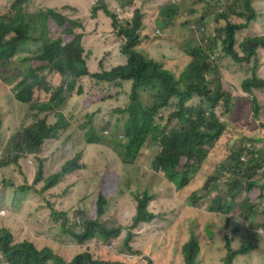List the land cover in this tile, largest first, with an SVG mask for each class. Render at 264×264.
Segmentation results:
<instances>
[{"label":"trees","instance_id":"trees-1","mask_svg":"<svg viewBox=\"0 0 264 264\" xmlns=\"http://www.w3.org/2000/svg\"><path fill=\"white\" fill-rule=\"evenodd\" d=\"M25 2L14 0L11 11L0 17V66H10L18 53L24 56L15 76L14 98L27 104L35 121L5 146L0 167L19 166L21 159L38 154L44 141L56 137L59 132L70 133L67 140L71 142L77 141V134H81L86 151L95 147L105 150L110 146L124 165L141 160L145 146H149L154 149L145 155V159L150 160L152 169L164 178L160 193L166 195L165 189L172 188L181 194L179 191L191 183L201 187L202 191L206 190L205 195L209 191L216 192L208 211L221 214L226 229L208 243L203 242L202 234L206 232L212 238L209 228L206 231L190 229L187 234L175 233L180 226L178 220L168 225L162 211L153 213L148 210L155 196V193L151 195L153 184L145 187L142 193L133 194L135 213L127 227L109 226L107 220L101 219L112 196L102 191L108 185L104 180L108 174L103 171L93 194L95 219L72 221L68 211L51 208V221L60 222L58 240L50 245L45 236L40 246L37 241L44 227L39 228L36 221L18 233L5 230L10 245L2 243L0 235L2 259L8 264H125L111 261V258L104 261L94 256V252L102 254L123 230L126 231L123 246L131 252L133 231L156 219L161 223V233L155 244L167 242L177 263L178 256L181 264H196L198 255L208 254L210 258L223 259V264H232L237 256L264 253V226L259 228L255 224L258 215H264L261 158L254 157L256 153L252 152L246 163L241 164L240 175L243 172L249 176L256 171L260 173L258 180L244 185L236 178L222 177L227 168L225 171L203 169V163L213 154L214 145L226 131L223 115L235 108L232 103L235 92H226L227 84L224 87L220 75L216 77L219 74L215 63L218 56L213 50L220 44L223 55L232 62L247 66L251 62L257 69L264 37L251 33L244 39H235L236 31L228 23L223 27V36L218 28L200 30L205 9L196 4L188 7L186 0L168 2L161 7L157 0H139L138 6L136 0H99L89 5L90 9L93 14L101 10L105 17L91 15L92 27L70 17L69 20L64 18V14L58 11L62 6L58 1L47 0L49 8L44 7L35 13L23 10ZM82 2L79 0L78 9ZM235 4L233 14L245 21V24L238 25L239 28L256 21L258 11L249 0H235ZM78 9L72 10L69 6L72 12ZM209 14L217 18L216 14ZM107 19L118 41L112 47H100L105 38ZM147 19L153 25L142 38ZM156 31L162 50L172 54L184 52L179 36H185L186 54L190 60L183 61L181 69L173 75L162 63L151 59ZM85 32L95 37L98 43L89 41ZM63 35L71 39L64 43ZM6 36L10 44L2 45ZM207 42L210 45L205 47ZM38 49L39 52L32 55ZM35 61L42 65H34ZM173 62L177 63L178 59ZM250 72L251 77L240 84L245 95L237 100L246 103L256 119L261 107L256 98L247 96L262 89L264 82L255 79L252 67ZM211 73L215 75L208 80ZM103 88L106 93L100 98L99 90ZM147 92L149 99L160 102L156 108L152 104L147 106ZM70 97L84 112L85 122L79 126L72 125L70 119L65 118ZM158 115L160 125L155 121ZM260 130L264 131V123ZM104 131L119 134L111 137L104 135ZM149 138L156 143L155 146L147 144ZM261 139H264L263 132ZM82 154V151L75 153L58 172L46 179H43L41 160L32 183L25 189L30 190L41 181H44V189L56 186L64 176L83 169ZM195 198L196 194L189 197L191 200ZM219 241H222V247L217 249L215 245ZM142 260L145 264H152L150 259Z\"/></svg>","mask_w":264,"mask_h":264},{"label":"rangeland","instance_id":"rangeland-1","mask_svg":"<svg viewBox=\"0 0 264 264\" xmlns=\"http://www.w3.org/2000/svg\"><path fill=\"white\" fill-rule=\"evenodd\" d=\"M7 2L8 0H4ZM43 5H47V0H38ZM52 2H57L60 11H64L68 14H72L73 18L80 22L81 24H87L88 27H92V21L90 20L91 15L105 17L103 12L99 10L96 14L90 9L89 5H94L99 0H83L81 3V8L77 3V0L71 1L67 0H50ZM162 0H157L158 5H160ZM179 0H175L177 2ZM254 8L257 9V26L251 28L248 34H259L264 37V0H249ZM105 3V2H104ZM71 4V9L76 10L72 12L69 10V5ZM186 4L190 7L192 4H196L198 8L205 9L203 16L206 17V22L201 26L200 30H211L218 28L219 30L223 27L224 22L215 21L209 13L216 14L217 19L221 17V14L227 16L233 21H238V23H243L239 21L237 17H232L231 14L234 12L235 0H186ZM136 5L139 4V0H136ZM68 16V15H66ZM110 22L107 19V23L104 24L105 28V38L100 44V47H112L118 41L113 33ZM220 33V32H219ZM183 34L184 30H183ZM222 35V33H220ZM243 34L242 36H244ZM85 37L89 39L93 44L98 43V40L91 34H84ZM239 36V35H238ZM157 38V34L153 36ZM71 37L63 35V42L66 43ZM180 45L185 50L188 51L185 36L181 37ZM239 39V38H238ZM210 43H205V47L209 46ZM33 50V48H31ZM238 51V50H237ZM39 52V49L32 53L35 55ZM180 56V62H169V67L174 72H178L181 69V63L183 60H190V57L182 52ZM213 54L218 56L215 61L216 68L219 74L216 77L221 78L222 85L225 87L226 92L231 94V90L235 92V96H232V103H235V108L233 111L227 115H223V119L226 121V131L223 133L220 140L214 145L215 150L212 151L213 154L209 155L207 160L203 163V169H223L230 167V164L226 163V159L230 156L232 151H236L242 147L243 144L250 142L251 147L257 149L256 153L262 160V165L264 166V140L258 148V140L262 137V123L264 121V107L260 112V115L255 120L250 107L246 105L242 100H237L245 95L241 91V82L251 77V72L249 73L250 67L253 68V74H255V79L257 81H264V48H260V60L257 63L258 68L252 66L249 62L248 66L238 65L232 62L229 58L223 55L221 45L218 44L214 50ZM187 57V58H186ZM262 59V60H261ZM18 64V60L15 59L12 65L6 70L2 71L1 74L6 83L10 82V78L15 74V69ZM34 65H42V63L35 61ZM215 74L211 73V77ZM106 93V89H100V98ZM249 98H264V88L259 91H253ZM98 98V99H100ZM195 99V98H194ZM149 100V101H148ZM236 101V102H235ZM262 101V100H261ZM146 102L149 103V92H147ZM263 103V102H262ZM107 105V102H105ZM2 105V103H0ZM13 103L4 104L2 113H7L9 110L13 109ZM164 111H162L163 113ZM1 114V111H0ZM28 110L22 113V117H28ZM84 112L80 111L77 104L69 106L66 111L65 118L72 119V123L75 126H79L85 121L83 120ZM156 122L160 125L159 115L156 117ZM33 123V122H31ZM31 123H25L20 121V125L14 122H7L1 119V129H0V158L4 151V145L9 141V139L16 134L22 128L30 125ZM83 134V133H82ZM113 134V135H111ZM119 133H111L110 131H104V135L118 136ZM66 132L58 133L56 137L45 140L41 150L36 155H27L25 158L21 159L19 166L10 165L7 167H0V210L5 208L10 210L14 214L19 216L14 221L15 233L19 231H24L25 228L33 222H38L39 228H43V233L39 240V245L42 246L43 238L46 236L50 242V245L55 243L59 238V226L60 222H52L50 218V209L55 211H68L69 220L78 221L81 218H91L95 219V205L93 201V194L98 186L100 175L103 171H106L108 176L105 177V182H107V188H102V191H106L109 195H112L104 209V214L102 215V220H107L108 225L112 224L120 225L122 227H127L130 223L131 217L135 213L136 202L133 199V194H139L143 192V189L150 184L154 185V190L151 193H155L153 200L150 202L148 210L153 213L162 211L164 216L167 217V224L172 225V223L178 220L177 231L187 234L190 229L198 231H206V228L210 229L213 235V240L217 238L218 235L225 232V224L221 214L207 213L206 209L211 204V200L217 195L216 192L209 191L207 196H204L198 209L189 210L187 209L185 196L181 197L178 202L176 198L178 193L174 189H165L168 193H160V188L163 184V177L152 169V162L145 159V155L153 150L154 148L145 146L144 157L141 160H136L137 162L132 165L122 164L120 158L116 155L112 149L107 146L105 150L95 147L90 151H86L83 142L81 141V134L78 135V140L71 142L67 140ZM152 146L156 143L148 139ZM146 144V145H147ZM82 151V161L84 163L83 169L74 171L66 176H64L61 181L49 190L44 189V181L37 183L32 189L26 190L35 176L37 168L43 160V179H46L54 172H58L60 166L68 159L72 158L75 153ZM245 158H250V154H247ZM225 171V170H224ZM260 173L258 171L254 172L251 176L248 173L243 172L236 178L237 182H241L244 185L246 182H253L259 179ZM225 179H232L231 175L225 171L222 176ZM194 184H190L179 193L187 194L190 188ZM198 187V186H196ZM202 192H199L200 195ZM21 204H25L26 207H21ZM168 209H170L168 211ZM255 224L259 228L264 226V215H258ZM4 228V227H3ZM161 223L156 219L154 222L141 224L133 231V240L130 243L132 251L129 252L123 246V242L126 236V231L123 230L120 236L112 240V243L106 246L104 252L98 255L94 252V256H97L104 261L111 258V261H121L125 264H145L142 258L150 259L152 264H181L180 256L179 263L174 262L173 253L169 248L167 242H163L159 245L155 244V239L161 233ZM6 229L0 228V235H5ZM202 240L205 243L212 242L207 233L202 234ZM217 249L222 247V241H219L216 245ZM136 255L137 257L131 255ZM170 255V257H169ZM264 253L254 252L250 255L237 256L232 264H264ZM196 264H223V259L218 260L210 258L208 254H201L197 257Z\"/></svg>","mask_w":264,"mask_h":264},{"label":"clouds","instance_id":"clouds-1","mask_svg":"<svg viewBox=\"0 0 264 264\" xmlns=\"http://www.w3.org/2000/svg\"><path fill=\"white\" fill-rule=\"evenodd\" d=\"M14 0H8L7 2H5L4 0H0V17L3 16V15H6L8 14L11 10V5L13 3ZM67 1H71L73 3V0H67ZM79 2V0H77V3ZM168 2H174L175 3V0H162L159 7L163 6L164 4L168 3ZM45 3V2H44ZM44 3H41L39 2L38 0H26V2L23 4V10L25 12H28V13H35V12H38V11H41L44 7H48L46 5H43ZM71 6V4L69 5ZM49 8V7H48ZM59 12H61L62 14H64V18L68 19L69 20V17L72 18L74 21H76L72 14H68L64 11H60L58 10ZM68 15V16H66ZM232 17H237V19L239 21H242L243 23H238V21H233L231 19H229L227 16H224L223 14H221V17H219L218 19L216 18L215 21H220V22H224V25H226L227 23L230 24L232 26V29L234 31H236V34H235V39H238L240 37H243V39L245 37H248V31L253 28V27H256L257 26V22L256 21H250L246 24V27L245 28H239L238 25H243L245 24V21L241 18H239L238 16H236L235 14H231ZM206 22V17L203 16V24ZM202 24V25H203ZM153 23L151 21H149L147 19V21L145 22L144 26H143V29H142V33H141V37L144 38L145 35H147V33L150 31L151 27H152ZM223 25V27H224ZM223 27L219 30L220 33H222V36H223ZM60 28V27H59ZM237 28V30H236ZM202 30H204V28H202ZM155 34H157V31L155 32ZM243 34H245L244 36H242ZM239 35V36H238ZM7 36L3 39L2 41V45H7V44H10V42L7 41ZM153 49H152V57L151 59H153L154 61L156 62H160L163 64V67L165 69H167L172 75L175 74L176 72H174L173 70H171V68L168 66L169 65V62H173V60L175 59H178V62H180V56L181 54H183L182 52H180V54H172L171 51H163L162 49V46L161 44L158 43V39H155L153 37ZM260 51V50H259ZM184 52H188V51H185ZM184 55V54H183ZM170 57V59H169ZM17 59L18 60V64L16 66V69H15V74L10 78V82L9 83H6L3 79V76L1 74L2 71H6L11 65H12V62L13 60ZM24 59V56L21 54V53H18L16 56L13 57V59L11 60V64L10 66H8L7 68H2L0 66V103H2V105H0V111H1V114H0V129H1V119H4L5 121L7 122H14L18 125H20V121H24L25 123H31V122H34L35 119H34V113L30 111V108L27 106V104L23 103V102H20L18 100H16L14 98V92H13V88L16 84V80H15V76L17 74V71L20 69V67L22 66V61ZM185 61V60H183ZM182 61V62H183ZM182 64V63H181ZM8 72V71H6ZM214 77V76H213ZM255 77V76H254ZM208 80H212V77H211V74L209 75V77H207ZM83 81V80H82ZM84 82V81H83ZM264 82V81H263ZM264 88V87H263ZM262 88V89H263ZM262 89H258L256 91H259V90H262ZM257 99V98H256ZM262 100V101H261ZM263 102V103H262ZM6 103H13L14 107L13 109L9 110V112L7 113H2V109L4 108V104ZM160 102L158 101H154L152 100V98L150 99V102L147 103V106L152 104V106H154L155 108L159 105ZM260 107H261V110L260 112L262 111L263 107H264V98L263 99H257V102H256ZM73 104H77L78 108L80 111H82L81 107L78 105V103L74 102L73 98L70 97V100H69V106L73 105ZM68 106V108H69ZM27 111L28 110V117L26 118H23L22 117V113L24 111ZM83 112V111H82ZM260 112H259V115H260ZM253 114V113H252ZM44 115V114H43ZM42 115V117H43ZM258 115V116H259ZM41 117V118H42ZM254 117V116H253ZM255 119V118H254ZM257 119V118H256ZM255 119V120H256ZM70 121L72 123V119L70 118ZM155 121H156V118H155ZM264 123V121H263ZM262 123V124H263ZM32 124V123H31ZM30 124V125H31ZM30 125L22 128L21 130H19L16 134H14L10 139L9 141L4 145V148L5 146L10 142V140L17 136L18 134H20L25 128L29 127ZM72 125H74L72 123ZM262 129V128H261ZM263 131V130H262ZM67 134H70V133H67ZM223 135V134H222ZM221 135V137H222ZM263 136H264V131H263ZM220 137V138H221ZM219 138V140H220ZM218 140V141H219ZM264 139H260L258 140V144L260 145L261 142H263ZM217 141V142H218ZM263 145H260L258 148H261ZM110 147V146H109ZM111 148V147H110ZM112 149V148H111ZM113 151V150H112ZM257 151V149H254V147H251V143L248 142V143H245L242 145V147L238 150H234L232 151V153L230 154V156L226 159V163L230 164V167L227 168L226 172H228L231 177L233 178H237L240 173H241V164L242 163H246V161L249 159V158H245L247 154H251L252 152H255ZM26 157V156H25ZM254 157H257V154H254ZM193 184V183H192ZM197 185L194 184V186H192L190 188V191L189 193L187 194H178V197L176 198V202L179 201V199L181 197H184L185 196V202H186V208L189 209V210H196L198 209L201 201L203 200L204 196H207L205 195L206 193V190H203L202 191V188L201 187H196ZM199 192H202L200 195ZM192 194H196L197 195V198L195 199H189V197L192 195ZM21 207H26L25 204H21ZM209 207V206H208ZM208 207L206 209V212L207 213H213V212H209L208 211ZM219 214V213H218ZM19 215L18 214H14L12 212H10V210H6L5 208L1 209L0 210V217H2L0 219V228L1 229H6L8 231H12V232H15V226H14V221L16 220V218L18 217ZM4 227V228H3ZM6 231H5V235H1L2 236V243L4 244H9V242L7 241L6 239ZM208 236V235H207ZM209 237V236H208ZM210 238V237H209ZM211 240H213V235H212V238H210ZM5 241V242H4ZM0 264H8L5 260L2 259L1 255H0Z\"/></svg>","mask_w":264,"mask_h":264}]
</instances>
